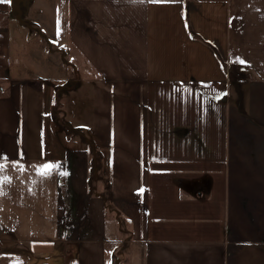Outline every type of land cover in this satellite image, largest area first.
<instances>
[{
	"label": "crops",
	"instance_id": "obj_1",
	"mask_svg": "<svg viewBox=\"0 0 264 264\" xmlns=\"http://www.w3.org/2000/svg\"><path fill=\"white\" fill-rule=\"evenodd\" d=\"M24 2L95 76L112 198L92 193V145L74 148L54 93L13 64L0 0V264H109L118 238L129 264H264V0Z\"/></svg>",
	"mask_w": 264,
	"mask_h": 264
},
{
	"label": "rangeland",
	"instance_id": "obj_2",
	"mask_svg": "<svg viewBox=\"0 0 264 264\" xmlns=\"http://www.w3.org/2000/svg\"><path fill=\"white\" fill-rule=\"evenodd\" d=\"M19 4L22 6L21 8L25 9L22 19L30 21L28 24H21V21L17 19H13L11 22L12 25L9 31L12 34V62L16 65V68L20 66L22 75L35 77L34 79L41 84L42 88L46 89V92L51 90L54 93L52 96L56 99L58 115L67 119V123L69 122L68 125L65 124L64 126L67 128L68 135L72 138L71 142H73L74 148H77V146L86 148L87 140L92 145L89 152L92 167L91 190H93L92 193L101 192L106 202H108L112 198L108 189L107 171L109 169L106 165L107 158L104 159L108 151L99 145L94 131L90 128L95 108L93 91L95 76L89 70L86 61L78 56L77 52H70L65 48V44L54 41L51 32L48 35L38 31L35 22L42 24V21L35 20L34 22L37 17L36 3L31 4L30 11L26 9L24 0ZM46 11L51 12L50 6L46 8ZM44 28L48 30L46 27ZM232 70V76L236 74L235 78L239 77L244 82L252 78L250 77L252 74L247 69L233 68ZM247 87L248 84H246ZM49 100L51 99L49 98ZM66 112L69 114L67 115ZM71 142H67L68 147H71ZM102 153L103 156L100 158ZM91 196L95 197L94 194ZM110 214L111 217L121 218L120 230L123 237L134 235L136 231V221L134 219L129 218L118 207L114 206H111ZM74 244L76 248L79 243L74 242ZM105 245L111 264H129L131 253H128V250L132 248L131 243H129L130 246L123 244L122 238H118L114 242L106 241ZM129 247L131 248L129 249Z\"/></svg>",
	"mask_w": 264,
	"mask_h": 264
},
{
	"label": "snow or ice",
	"instance_id": "obj_3",
	"mask_svg": "<svg viewBox=\"0 0 264 264\" xmlns=\"http://www.w3.org/2000/svg\"><path fill=\"white\" fill-rule=\"evenodd\" d=\"M141 2H143V0H141ZM150 2H153V3H161V2H167V0H150ZM59 34V33H58ZM237 60L240 62V63H246L245 61L243 60H240L239 58H237ZM175 91H180V89H174ZM7 167V165L5 163H0V171H3V169ZM58 165H55V164H50V163H46V164H43L41 166H38V174L41 175V176H47L49 174H51V172L57 168ZM66 175V173H64ZM4 180L6 181L7 178L5 177ZM4 181H0V183H2ZM140 191L142 192L143 189H140ZM3 192L2 190H0V195H2ZM109 264H111V262L109 261Z\"/></svg>",
	"mask_w": 264,
	"mask_h": 264
},
{
	"label": "water",
	"instance_id": "obj_4",
	"mask_svg": "<svg viewBox=\"0 0 264 264\" xmlns=\"http://www.w3.org/2000/svg\"><path fill=\"white\" fill-rule=\"evenodd\" d=\"M18 1L19 0H11V5L13 6V8L17 11V15H16V17L22 22V23H27L24 19H22V11H21V9H20V7H19V5H18ZM207 176H205V177H203V179H208V178H206ZM208 191L207 192H204V191H200V192H198V193H194L195 195H197V196H206V195H208Z\"/></svg>",
	"mask_w": 264,
	"mask_h": 264
},
{
	"label": "trees",
	"instance_id": "obj_5",
	"mask_svg": "<svg viewBox=\"0 0 264 264\" xmlns=\"http://www.w3.org/2000/svg\"><path fill=\"white\" fill-rule=\"evenodd\" d=\"M235 84H236V87H237V83H236V81H235ZM240 88V87H239ZM237 89V88H236Z\"/></svg>",
	"mask_w": 264,
	"mask_h": 264
}]
</instances>
